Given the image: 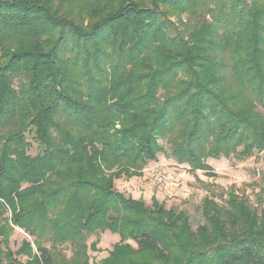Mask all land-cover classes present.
Wrapping results in <instances>:
<instances>
[{"label":"trees","instance_id":"obj_1","mask_svg":"<svg viewBox=\"0 0 264 264\" xmlns=\"http://www.w3.org/2000/svg\"><path fill=\"white\" fill-rule=\"evenodd\" d=\"M261 109L264 0H0V264H89L104 232L98 264H264V188L208 186L194 228L114 185L259 156Z\"/></svg>","mask_w":264,"mask_h":264},{"label":"rangeland","instance_id":"obj_2","mask_svg":"<svg viewBox=\"0 0 264 264\" xmlns=\"http://www.w3.org/2000/svg\"><path fill=\"white\" fill-rule=\"evenodd\" d=\"M261 110L264 115V109ZM208 164L212 168L214 177H208L203 172L192 174L187 171L186 167L177 165L174 161L159 155L155 166L160 171L170 173L173 177L172 182L156 186L149 180L145 170L141 172L140 176L132 178L121 176L116 180L115 187L134 200L142 199L147 206L151 205L152 197L158 196V201L163 202L167 209L178 208L185 211L190 216L194 228L197 223L202 222L201 209L199 208L202 199L207 195L208 186L226 189L235 185L237 188L243 189L250 198H252V193H257L260 188H264V153L243 162L231 158L228 160H208ZM23 239L29 240L22 231L16 229L10 239L12 251L19 247ZM117 242V235L110 232L102 233L97 240L95 237L89 238V249L91 243L95 244V250L90 249L89 252L91 258L89 264H98ZM18 259L23 264L26 258L20 257Z\"/></svg>","mask_w":264,"mask_h":264},{"label":"built area","instance_id":"obj_3","mask_svg":"<svg viewBox=\"0 0 264 264\" xmlns=\"http://www.w3.org/2000/svg\"><path fill=\"white\" fill-rule=\"evenodd\" d=\"M149 180L156 186H161L173 181V177L170 173L160 171L157 166H152L146 169Z\"/></svg>","mask_w":264,"mask_h":264},{"label":"crops","instance_id":"obj_4","mask_svg":"<svg viewBox=\"0 0 264 264\" xmlns=\"http://www.w3.org/2000/svg\"><path fill=\"white\" fill-rule=\"evenodd\" d=\"M115 183H116V180L114 181V185H115ZM119 192H121V191H119ZM121 193H124V192H121ZM125 194V193H124ZM127 196V195H126ZM157 200H159V197L158 196H156L155 197ZM161 202V201H160Z\"/></svg>","mask_w":264,"mask_h":264}]
</instances>
